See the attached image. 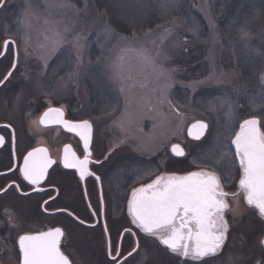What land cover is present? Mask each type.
Instances as JSON below:
<instances>
[{"label": "rangeland", "instance_id": "374dc122", "mask_svg": "<svg viewBox=\"0 0 264 264\" xmlns=\"http://www.w3.org/2000/svg\"><path fill=\"white\" fill-rule=\"evenodd\" d=\"M59 2L7 0L0 13V53L5 40H13L17 48H10L1 60L0 73L2 70L9 72L13 57L18 58L17 69L1 89L0 119L10 121L14 126L18 149L31 142L45 141L46 137L40 136V130L33 127L32 121L49 106L62 107L71 110L75 118L93 123L96 147H122L126 148L122 156L136 161H152L161 166L166 159L168 167L194 170L199 169L198 164L204 166L206 157L220 159L223 156L218 169L234 171L231 170L234 166L230 148L232 133L238 131V124L243 119L264 110L261 101L264 97V80L261 79L264 64H259L257 72L249 76L243 68H238L236 56L242 55L254 65L264 63V45H256L254 38L246 37L242 32L240 35L230 33L228 15L215 14L208 0L195 2L200 20L192 17L179 21L162 46L160 34L163 29L136 34L133 40L131 35L124 36L112 29L107 18L97 11L93 0H79V4L68 0L74 5L71 8L46 6ZM161 4L165 11L177 7L176 0H161ZM25 11L30 12V28L20 22L26 19ZM45 20L59 21L62 32L65 27L68 29L64 32L65 43L47 60L46 67L40 58L43 50L39 45L52 24H45ZM222 22L225 28H221ZM185 23L188 28L183 27ZM77 39L79 60L74 47ZM124 48L148 49L166 75L161 77L151 67L140 65L129 53L123 62L124 76L129 75L131 68L132 78L121 81L115 68L121 63L118 57L124 54L121 51ZM158 50L161 54L157 57ZM196 121L207 122L209 130L202 142L193 144L187 138V129ZM55 133L62 135L60 131ZM177 143L187 153L178 161L170 157L171 145ZM137 169L141 171L138 177L135 176L138 183L149 172L158 173L156 165L146 173H143V167ZM250 220L252 222L234 227L237 233L232 235L231 253L248 251L249 246L241 244L244 240L239 238L238 232L250 238L258 234L257 222ZM81 234L83 231L76 230L71 239L75 253L81 254L75 257L76 264L103 263L97 240ZM149 250L143 262L160 264L163 249L156 245L149 246ZM0 264L17 263L14 259L13 263L2 259Z\"/></svg>", "mask_w": 264, "mask_h": 264}, {"label": "snow or ice", "instance_id": "6c2138e0", "mask_svg": "<svg viewBox=\"0 0 264 264\" xmlns=\"http://www.w3.org/2000/svg\"><path fill=\"white\" fill-rule=\"evenodd\" d=\"M142 2L143 0H134L137 5L142 4ZM3 3L4 0H0V7H3ZM46 6L48 8L74 7L68 0H60L59 3ZM28 8L30 9L31 5ZM24 16L26 19L20 22L25 23V26L30 28V12L25 11ZM49 23L52 26L46 30L44 40L39 45L43 50L40 58L44 60L45 67L47 60L54 56L65 43L64 32L68 31L67 27L64 28L63 32L60 30L59 21L45 20V24ZM160 27L162 26L157 25V28ZM174 27L175 25L163 29L160 34L161 46L164 40L171 36ZM130 38L136 39V34L133 33ZM10 43L12 42L5 40L3 48L8 49ZM74 47L77 48V59L79 60V39L74 42ZM121 51L124 53L118 57L121 63L115 68L117 78L121 81L125 78H132L131 68L128 69L129 75L124 76L123 62L129 53L133 54L140 65L151 67L161 77L166 75L164 70L157 66L155 57L148 49L124 48ZM160 54L158 50L156 56L158 57ZM12 67L15 68V65ZM11 77L12 72L9 71L0 78V87H3ZM261 79L264 80V77ZM121 90L123 91V88ZM261 101L264 102V97H261ZM262 120H264V110L259 115L243 119L238 124V131L232 133L230 144L234 146L233 157L236 162L235 166L239 169L237 191H225L222 185L221 176L218 174V165L223 156L220 159H207L206 157L207 162L204 166L198 164L199 170L190 171L184 175L160 174L150 183L133 188L127 202V213L131 218V224L144 236L157 240L171 254L198 264L205 258L216 256L223 250L230 229L226 213L231 212L233 217L242 215L241 198L248 209L254 210L258 217L264 220V124H262ZM32 125L33 127L56 125L78 136L83 145L82 158L72 150L70 145H66L60 163L64 169L74 170L73 175L78 176L80 182L93 176L99 182L100 177L96 176L90 168L91 164H98L100 161L92 159L93 126L88 120L74 122L65 119V112L62 107L49 106L38 119L32 121ZM3 127L11 128V125L5 124ZM207 128L208 125L205 122L196 121L187 129V135L192 140L199 141ZM6 143L9 141H6L5 136L0 135V148H3ZM10 145L14 167L9 168L8 171L18 173L20 180L25 182L27 186H31V192H45L49 170L57 163L49 156L48 149L36 147L18 159L14 130L11 133ZM171 152L176 157L185 155L184 149L178 143L171 145ZM0 175H6V173H0ZM51 187L59 195V188L56 185ZM9 189H14L21 196L31 195L15 180L6 187L0 188V194L6 193ZM84 195L87 196L86 191ZM55 198V196L49 197V199ZM48 203L49 200H44L45 205ZM102 204L103 198L101 197ZM56 211L66 212L67 215L78 220L82 225L86 223L68 209L59 208ZM92 215L95 216L97 213L93 212ZM9 224L13 227L17 226L15 218L11 215L9 216ZM95 226V224L88 225L92 228ZM103 231L105 237H108L109 229L106 223L103 226ZM123 231L131 233L132 236L137 235V233L131 232L128 227H125ZM65 235V231L61 227H52L46 231L19 235L20 264H72L69 256L61 247ZM259 243L264 248V238ZM139 247L140 243L137 240L136 246L127 253V256H132ZM106 253L113 264H120L118 258L122 255L121 248L114 244L110 237L106 242ZM124 259L126 260L127 257ZM258 264H264V260L258 261Z\"/></svg>", "mask_w": 264, "mask_h": 264}, {"label": "flooded vegetation", "instance_id": "af4514ba", "mask_svg": "<svg viewBox=\"0 0 264 264\" xmlns=\"http://www.w3.org/2000/svg\"><path fill=\"white\" fill-rule=\"evenodd\" d=\"M1 62L0 60V63ZM3 74H6L5 70H2L0 76ZM1 89L0 94L2 93ZM6 95L14 96L13 93H6L5 96ZM173 109L175 112L177 111L175 108ZM43 112L42 110L40 115H42ZM64 112L65 119L74 122L82 121L75 118L71 110L66 111L64 109ZM5 124H10L11 128H4L3 125ZM0 127H2L0 128V135L5 136L6 141H9L3 148H0V173H6V175H0V188L6 187L11 181L15 180L21 184V187L25 191L31 193V195L25 197L21 196L14 189H9L6 193L0 194V260L6 259L7 261L9 260L10 263H13L14 259L17 264H20L18 246L19 235L46 231L52 227H61L66 234L61 247L65 254L69 256L72 264H76L75 257L81 256V254L75 253L76 250L72 248L71 243V239L74 237L76 230L83 231L84 234L81 235L85 237L88 236L92 240H97L100 245V250L98 251L99 255L104 258V262L101 264H113L106 253V242L109 237L114 244L119 245L121 248L122 255L118 258L120 264H147L148 262H143V259L146 260V256L150 251L149 246L156 245L163 249L160 264H197V262L184 260L179 256L171 254L166 248L160 245L157 240L146 237L143 233H140L139 230L131 224V218L127 213V202L133 188L150 183L157 175L166 173L184 175L190 171L199 169H182L177 166L168 167L167 164L169 163L166 159L161 166L160 163L158 165V163L155 164L152 161H136L130 157L122 156V151L126 148L113 147V149L110 148L111 145L96 147L93 141L91 146L92 159L94 161L99 160L100 163H93L90 165V168L96 176L100 177V180L97 182L95 176H93L80 182L78 176L73 175L74 170L64 169L60 163L63 156V149L66 145H70L72 150L82 158L83 145L79 137L65 131L60 126L49 128L39 126L37 129L40 130V136L46 137L45 141L40 140L33 143L31 142V144H27L23 149H18V142L16 140L18 159L33 148L45 147L48 149L49 156L57 162L49 170V178L48 181H46L47 190L45 192L35 193L31 192V186H27L25 182L20 180L18 173L8 171L9 168L14 167L10 145L11 133L14 130L16 136L17 134L10 121L8 122L0 119ZM55 131H60L62 135H55ZM203 140L193 141L189 139L193 144L200 143ZM230 148L232 153L231 156L234 161V146H230ZM195 153L196 151L193 152L192 156H194ZM170 157L178 161L184 159L186 155L183 158L175 157L170 149ZM7 158L8 161L6 163L5 160ZM152 165H156L158 173L152 174L149 172L143 177L141 183H138L139 179H137V175L141 171L138 170L137 167H143V173H146ZM235 165L236 162L234 161V166L231 169H234L232 173L229 172L230 169L226 172L221 169L218 171V174L221 176L222 185L225 191L228 192H235L238 190L239 169ZM52 185H56L59 188V195L52 189ZM85 191L87 192V196L84 195ZM50 196H55L56 198L49 199ZM101 197L103 198L102 205ZM44 200H49V203L45 205ZM59 208L70 210L75 216L84 220L86 223L82 225L78 220L67 215L66 212H57L56 209ZM45 209H47V211H45ZM240 209L242 215L237 217H233L231 212L226 213V219L229 221L230 229L223 250L216 256L205 258L203 261L198 262V264H258V261L264 260V248H262L259 243V241L264 238V220H261L254 210L248 209L242 198L240 200ZM93 212H96L97 215L93 216ZM10 215L15 218L17 226L13 227L9 224ZM244 215H246V217H242ZM251 218L255 219L257 222V227H259L258 234L250 238L246 234L238 232L239 238L244 240L241 241V244H246L250 248L248 247V251L231 253L229 248L232 235L233 232L237 233L233 230L234 227L239 224L244 225L246 222H252V220H250ZM105 223L109 229L108 237H105L103 231ZM90 224H95L96 226L94 228L88 227ZM125 227L130 228L131 232H135L137 235L132 236L131 233H125L123 231ZM137 240L140 243L138 251L128 257L127 253L136 246ZM230 256H234V258H230ZM124 257H127V259L125 260Z\"/></svg>", "mask_w": 264, "mask_h": 264}, {"label": "trees", "instance_id": "16d2710c", "mask_svg": "<svg viewBox=\"0 0 264 264\" xmlns=\"http://www.w3.org/2000/svg\"><path fill=\"white\" fill-rule=\"evenodd\" d=\"M79 4V0H70ZM177 7L173 9L163 8L161 0H143L142 4H135L134 0H93V3L100 13L108 21L109 26L124 36L133 33L137 35L145 34L149 31L173 27L180 23L182 19L198 18L196 9L197 0H176ZM215 14L228 15L227 21L230 33L241 34L252 37L257 42L256 45H264V0H208ZM2 12V11H1ZM0 12V13H1ZM157 25L162 27L157 28ZM188 28L187 23L183 24ZM180 26V25H179ZM222 27L225 28L222 22ZM227 27V25H226ZM184 28V29H185ZM207 29L204 26V32ZM238 68H243L244 72H257L262 61L253 64L245 60L244 56H236ZM247 62L245 65L244 63Z\"/></svg>", "mask_w": 264, "mask_h": 264}, {"label": "water", "instance_id": "95a60500", "mask_svg": "<svg viewBox=\"0 0 264 264\" xmlns=\"http://www.w3.org/2000/svg\"><path fill=\"white\" fill-rule=\"evenodd\" d=\"M6 1L7 0H4V3H3V7L5 6V4H6ZM3 7H0V11L3 9ZM8 41H10V42H12V43H10V45H12L13 46V48H14V50H16L17 48H16V44H15V42L13 41V40H8ZM7 51H8V49H2V53H1V55H0V60H2L5 56H6V54H7ZM13 65H15V68H11V72H12V75L14 74V72H15V70L17 69V67H18V58H17V56H14V62H13ZM12 65V66H13ZM11 79V78H10ZM10 79L5 83V85L10 81ZM4 85V86H5ZM3 86V87H4ZM3 87H0V89L1 88H3ZM204 122V121H203ZM206 123V122H205ZM207 125H208V123H206ZM93 126V125H92ZM191 126V125H190ZM189 126V127H190ZM49 127H56V125H51V126H47V127H44V128H49ZM188 127V128H189ZM0 128H2V127H0ZM208 129H209V126H208V128H207V130H206V132H205V134H204V136L199 140V141H201V140H203L205 137H206V135H207V132H208ZM93 132H94V129H93V131H92V142H93ZM74 134V133H73ZM188 136V135H187ZM189 139H191L190 137H188ZM192 140V139H191ZM193 141H196V140H193ZM91 146H92V143H91ZM186 154V153H185ZM185 156V155H184ZM183 156V157H184ZM176 157V156H175ZM183 157H178V158H183Z\"/></svg>", "mask_w": 264, "mask_h": 264}]
</instances>
